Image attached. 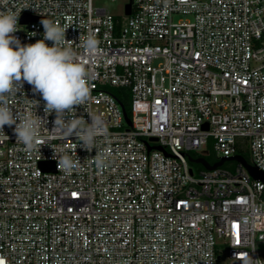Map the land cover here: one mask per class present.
Returning a JSON list of instances; mask_svg holds the SVG:
<instances>
[{"label":"built area","instance_id":"2783aa9c","mask_svg":"<svg viewBox=\"0 0 264 264\" xmlns=\"http://www.w3.org/2000/svg\"><path fill=\"white\" fill-rule=\"evenodd\" d=\"M8 11L21 44L44 38L43 19L66 29L91 87L76 114L104 132L88 151L52 130L55 112L32 150L15 125L0 131V264H264V183L236 161H189L208 151L264 172V0H129L123 16L94 0H0ZM114 89L129 92L130 125ZM4 99L45 118L26 82Z\"/></svg>","mask_w":264,"mask_h":264},{"label":"clouds","instance_id":"9594fccd","mask_svg":"<svg viewBox=\"0 0 264 264\" xmlns=\"http://www.w3.org/2000/svg\"><path fill=\"white\" fill-rule=\"evenodd\" d=\"M18 18L17 13L0 12V131L5 125H15L16 142L21 143L26 150H32L42 143L41 125H45L46 117L55 112L52 130L65 138L74 135L81 147L91 151L96 137L104 132V124L99 117H91L89 124L76 114V107L83 106L88 100L91 87L85 65L71 47L62 46L66 40V29L43 19L44 38L34 44H21L12 35L18 31ZM45 41L53 42L52 46H48ZM84 47L91 55L97 51V41L89 37ZM25 82L45 102V118L37 114L14 115L5 101V96L22 91ZM96 163L97 167H103L102 160L98 159ZM77 164L78 161L63 156L58 160V169L68 173Z\"/></svg>","mask_w":264,"mask_h":264},{"label":"water","instance_id":"95a60500","mask_svg":"<svg viewBox=\"0 0 264 264\" xmlns=\"http://www.w3.org/2000/svg\"><path fill=\"white\" fill-rule=\"evenodd\" d=\"M130 7L131 6L129 5L128 9H127V14L128 15L130 14ZM28 21H41V19L40 18H34V17H24L23 20H22V23H27ZM122 108H123L125 120L130 125L131 122H130V120L128 118V114H127L124 106H122ZM159 149H161V148H159ZM189 161H190L191 164L200 165L204 169L210 170V171L214 170V169H216L218 167L223 166L225 162L236 161V162H239V163L244 165V167L248 170L249 174L251 175V177L254 180L261 181V182L264 183V172H261L255 166H252V165L248 164L247 161L244 158L240 157V156H235V157H230V158H223L219 162L214 163V164H211L210 162H208L204 158L189 157ZM42 166L45 169H48L49 171H52V172L55 171L54 164H52V163L51 164L44 163V164H42Z\"/></svg>","mask_w":264,"mask_h":264},{"label":"rangeland","instance_id":"374dc122","mask_svg":"<svg viewBox=\"0 0 264 264\" xmlns=\"http://www.w3.org/2000/svg\"><path fill=\"white\" fill-rule=\"evenodd\" d=\"M128 2H129V0H115V1H112V0H94V5L96 7H101V8L106 9L112 15L123 16L124 6ZM202 154L205 155V158L211 159L212 162H214L216 159L215 155L212 152L204 151ZM191 166L193 167L195 172H197L200 169L199 165L191 164ZM230 166H231L230 164L225 165V167H227V168H229ZM258 249L264 256V246L259 244Z\"/></svg>","mask_w":264,"mask_h":264},{"label":"trees","instance_id":"16d2710c","mask_svg":"<svg viewBox=\"0 0 264 264\" xmlns=\"http://www.w3.org/2000/svg\"><path fill=\"white\" fill-rule=\"evenodd\" d=\"M112 92L117 97V99L120 101V103L124 106L127 114L130 116V105H129L130 104V96H129L128 90L127 89H114V90H112ZM193 156H195V155L193 154ZM205 159L208 162H210L211 164L215 163V161L212 162V160L209 158H205ZM199 167H200L199 170L203 169L202 166L199 165Z\"/></svg>","mask_w":264,"mask_h":264}]
</instances>
